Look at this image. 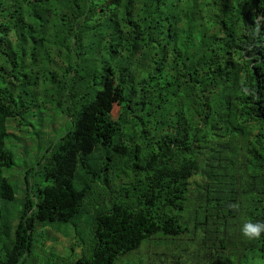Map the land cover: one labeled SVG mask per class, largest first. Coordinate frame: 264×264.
Wrapping results in <instances>:
<instances>
[{"label":"trees","instance_id":"trees-1","mask_svg":"<svg viewBox=\"0 0 264 264\" xmlns=\"http://www.w3.org/2000/svg\"><path fill=\"white\" fill-rule=\"evenodd\" d=\"M65 122L23 192L5 171ZM84 214L90 255L44 264H264L239 234L264 222V0H0V264Z\"/></svg>","mask_w":264,"mask_h":264},{"label":"rangeland","instance_id":"rangeland-1","mask_svg":"<svg viewBox=\"0 0 264 264\" xmlns=\"http://www.w3.org/2000/svg\"><path fill=\"white\" fill-rule=\"evenodd\" d=\"M48 122V121H46ZM47 125V123H46ZM69 129V122L60 123L57 134L53 135V137L44 140V143L41 147H38V144L33 146V150H31L28 153V157L23 155H18V157L14 160V165L11 169L6 170L5 176L10 179V181L14 184L19 186L20 188H23V192H25V180L26 176L28 174V171L30 170L31 175L37 173L38 171V165L39 161L37 160L40 156L44 155L46 153V150L49 146L48 140H53L54 142H57L61 136H63ZM26 137V141L28 144H32L35 142V139L30 138L28 135H22ZM14 140V138H13ZM11 139H9V143H11ZM15 142V140H14ZM18 150H20V154L23 152V145L19 144ZM23 157V158H20ZM15 178V179H14ZM17 179V180H16ZM29 179L31 180V183H39L41 186H45L47 183L43 182L42 179H39L38 177H32ZM36 187L34 186V189ZM10 210L14 213H16V205H12L10 207ZM89 215L84 214L81 216L73 225L69 226H50L49 229H52L49 233V235L45 232H41L39 234L37 241V246L41 250L39 254L36 256L39 258L38 264H44V258L42 257L43 252L49 253L51 248H55L56 250H53L52 252L54 255L57 253L58 255H61L63 257H67L71 261H77L80 259L83 255L88 257L90 253L88 251L90 250L89 246H91L92 243V228L89 223ZM155 237H158L157 235ZM151 242H145L142 247L137 252H133L132 254H129L128 257L126 256L123 258V261H129L130 264H150L157 258L156 255L153 253H162L163 246H159L157 244L154 245V248L152 250L148 251L146 250V247ZM49 247H44L45 245ZM44 250H43V248ZM48 249V250H47ZM62 251V252H59ZM88 253V254H87ZM56 254V255H57ZM49 263L53 264L52 261H54L55 264V256H51L48 258ZM47 260V262H48ZM32 264V263H31ZM122 264V263H119Z\"/></svg>","mask_w":264,"mask_h":264},{"label":"clouds","instance_id":"clouds-1","mask_svg":"<svg viewBox=\"0 0 264 264\" xmlns=\"http://www.w3.org/2000/svg\"><path fill=\"white\" fill-rule=\"evenodd\" d=\"M239 234L245 240H257L264 235V222L245 219L239 226Z\"/></svg>","mask_w":264,"mask_h":264}]
</instances>
